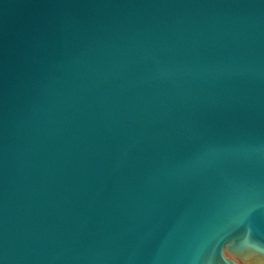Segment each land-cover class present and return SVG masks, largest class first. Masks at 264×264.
Listing matches in <instances>:
<instances>
[{
    "label": "water",
    "instance_id": "water-1",
    "mask_svg": "<svg viewBox=\"0 0 264 264\" xmlns=\"http://www.w3.org/2000/svg\"><path fill=\"white\" fill-rule=\"evenodd\" d=\"M0 264H264V0H0Z\"/></svg>",
    "mask_w": 264,
    "mask_h": 264
}]
</instances>
